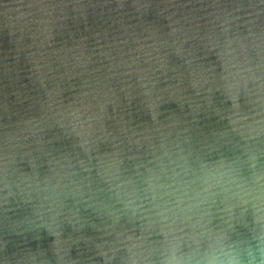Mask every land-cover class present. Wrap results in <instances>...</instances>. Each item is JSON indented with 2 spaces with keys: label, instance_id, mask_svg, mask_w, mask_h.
<instances>
[{
  "label": "water",
  "instance_id": "water-1",
  "mask_svg": "<svg viewBox=\"0 0 264 264\" xmlns=\"http://www.w3.org/2000/svg\"><path fill=\"white\" fill-rule=\"evenodd\" d=\"M0 264H264V0H0Z\"/></svg>",
  "mask_w": 264,
  "mask_h": 264
}]
</instances>
